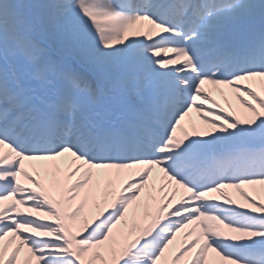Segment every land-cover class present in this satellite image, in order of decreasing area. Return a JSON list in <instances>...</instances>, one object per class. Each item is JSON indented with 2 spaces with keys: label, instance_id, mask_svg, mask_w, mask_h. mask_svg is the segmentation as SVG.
<instances>
[{
  "label": "snow or ice",
  "instance_id": "6c2138e0",
  "mask_svg": "<svg viewBox=\"0 0 264 264\" xmlns=\"http://www.w3.org/2000/svg\"><path fill=\"white\" fill-rule=\"evenodd\" d=\"M256 185L264 0H0V264H264Z\"/></svg>",
  "mask_w": 264,
  "mask_h": 264
},
{
  "label": "bare ground",
  "instance_id": "6f19581e",
  "mask_svg": "<svg viewBox=\"0 0 264 264\" xmlns=\"http://www.w3.org/2000/svg\"><path fill=\"white\" fill-rule=\"evenodd\" d=\"M215 98L218 99V100H220L221 103L223 102V101L220 99L221 97L218 96V94H216ZM233 103H235V102H233ZM192 118H193V119H196L195 114H193ZM256 186H258V187L252 186V187H250V188H246L245 190H246V191H249V194H250V195H258V196H259V195H264V186H260V185H256ZM253 188H258V189H256L257 191H256L255 194H252V193L250 192L251 189H253ZM260 190H261V191H260Z\"/></svg>",
  "mask_w": 264,
  "mask_h": 264
},
{
  "label": "rangeland",
  "instance_id": "374dc122",
  "mask_svg": "<svg viewBox=\"0 0 264 264\" xmlns=\"http://www.w3.org/2000/svg\"><path fill=\"white\" fill-rule=\"evenodd\" d=\"M218 96H219V94H218ZM220 99H221V98H220ZM221 100H222V99H221ZM233 102H234V101H233ZM255 187H258V186H255ZM256 189H258V188H253V189H251L250 192H251L252 194H255L256 191H257ZM260 191H261V190H260Z\"/></svg>",
  "mask_w": 264,
  "mask_h": 264
}]
</instances>
